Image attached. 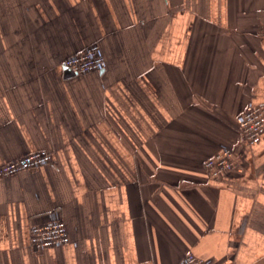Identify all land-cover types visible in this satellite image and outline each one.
<instances>
[{
    "label": "crops",
    "instance_id": "0c3cea01",
    "mask_svg": "<svg viewBox=\"0 0 264 264\" xmlns=\"http://www.w3.org/2000/svg\"><path fill=\"white\" fill-rule=\"evenodd\" d=\"M99 43L106 67L68 74ZM264 0H0V264H264ZM224 143L235 167L211 177ZM62 217L69 242L30 228Z\"/></svg>",
    "mask_w": 264,
    "mask_h": 264
},
{
    "label": "built area",
    "instance_id": "2783aa9c",
    "mask_svg": "<svg viewBox=\"0 0 264 264\" xmlns=\"http://www.w3.org/2000/svg\"><path fill=\"white\" fill-rule=\"evenodd\" d=\"M106 64V56L99 43L90 44L85 50L65 58L61 63L75 74L102 70ZM237 122L241 140L249 146L254 145L264 134V104L248 106L237 116ZM51 161L52 154L46 150L27 153L1 165L0 178L35 169ZM234 167L235 148L230 143L222 144L218 153L204 161V168L211 177L227 175ZM69 240L67 225L62 217H55L44 224H34L30 228L29 241L36 249L65 245ZM178 264H213V261L189 252Z\"/></svg>",
    "mask_w": 264,
    "mask_h": 264
},
{
    "label": "water",
    "instance_id": "95a60500",
    "mask_svg": "<svg viewBox=\"0 0 264 264\" xmlns=\"http://www.w3.org/2000/svg\"><path fill=\"white\" fill-rule=\"evenodd\" d=\"M65 70H66V73L68 74H74V72L71 69L65 68Z\"/></svg>",
    "mask_w": 264,
    "mask_h": 264
}]
</instances>
